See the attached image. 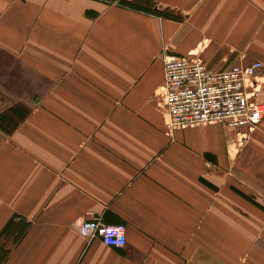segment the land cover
I'll return each instance as SVG.
<instances>
[{"label":"crops","instance_id":"crops-1","mask_svg":"<svg viewBox=\"0 0 264 264\" xmlns=\"http://www.w3.org/2000/svg\"><path fill=\"white\" fill-rule=\"evenodd\" d=\"M149 1L180 20L0 0V113L28 110L0 130V264H264V118L242 141L158 107L170 57L261 61L264 81V0ZM93 216L126 245L81 236Z\"/></svg>","mask_w":264,"mask_h":264},{"label":"built area","instance_id":"built-area-1","mask_svg":"<svg viewBox=\"0 0 264 264\" xmlns=\"http://www.w3.org/2000/svg\"><path fill=\"white\" fill-rule=\"evenodd\" d=\"M261 61L233 64L211 70L197 57L175 56L166 60L164 81L159 92V109L167 116L170 128L223 124L245 134L264 118V81ZM87 240L99 239L104 245H126L124 225H109L95 216L76 222Z\"/></svg>","mask_w":264,"mask_h":264},{"label":"trees","instance_id":"trees-1","mask_svg":"<svg viewBox=\"0 0 264 264\" xmlns=\"http://www.w3.org/2000/svg\"><path fill=\"white\" fill-rule=\"evenodd\" d=\"M102 1L107 3H116L117 5L124 8L165 17L175 21L180 20V17L177 14H174L167 10L155 9L154 4L149 0H102ZM27 114H28V110L21 105H14L8 108L4 112L0 113V130L4 131L7 134L11 133L19 125V123L26 117ZM239 194L242 195L244 198L248 199L249 201H252L247 196L241 193Z\"/></svg>","mask_w":264,"mask_h":264},{"label":"bare ground","instance_id":"bare-ground-1","mask_svg":"<svg viewBox=\"0 0 264 264\" xmlns=\"http://www.w3.org/2000/svg\"><path fill=\"white\" fill-rule=\"evenodd\" d=\"M164 79V78H163Z\"/></svg>","mask_w":264,"mask_h":264}]
</instances>
